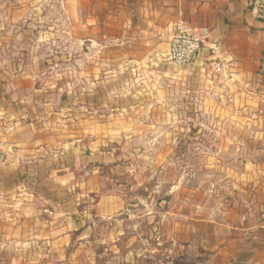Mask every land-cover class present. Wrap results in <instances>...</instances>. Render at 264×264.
<instances>
[{"label": "crops", "instance_id": "1", "mask_svg": "<svg viewBox=\"0 0 264 264\" xmlns=\"http://www.w3.org/2000/svg\"><path fill=\"white\" fill-rule=\"evenodd\" d=\"M13 10H54L52 26L71 27L63 40L86 49L76 58L88 64L80 90L90 98L76 101L88 109H78L83 119L72 115L77 124L67 129L48 106L32 116L29 108L43 105L17 98L18 87L0 93V264H78L92 245L82 241L122 212L120 195L101 192L100 167L112 178V166L119 167L104 148L149 134L142 152L158 153V112L174 104L178 87L190 106L187 139L201 134L208 145L196 148L207 157L196 189L184 197L191 213L174 255L193 264H264V0H30ZM182 22L210 30L188 67L168 60ZM35 80L29 76L37 93ZM113 91L122 95L111 98ZM193 111L210 124L208 138L194 126L200 118Z\"/></svg>", "mask_w": 264, "mask_h": 264}, {"label": "rangeland", "instance_id": "2", "mask_svg": "<svg viewBox=\"0 0 264 264\" xmlns=\"http://www.w3.org/2000/svg\"><path fill=\"white\" fill-rule=\"evenodd\" d=\"M29 1L0 0V93H7V85L11 86V91L18 87L17 98L43 105L30 107L32 116L43 114L48 106L49 114H60L69 129L67 125L71 128L77 124L73 118L84 115L78 109H88L75 104L77 100L90 98L87 91L80 90L87 83L88 64L83 59L78 62L76 58L79 51L86 49L63 40V36L71 33V27L65 23H60L59 28L53 27L52 21L57 18L54 10H17L18 14H15L14 6ZM65 53H70V57L61 58ZM29 76L36 79L34 87L39 92L31 89L33 81H28ZM3 85L7 88L2 89ZM112 93L111 98L122 95L121 91ZM176 97L171 107L165 105L158 112L161 117V122L156 125L158 153L142 152L151 146L152 135L149 134L142 139L124 140L119 145L109 143L103 147L111 151L119 167L112 166L113 178L108 167H100L104 178L101 192L115 191L120 195L122 212L107 222L98 223L95 233L82 241L92 245H87L81 252L78 264L194 263L188 259L190 253L185 261L176 258L174 252L184 244V216L191 213L190 206L185 207L184 197L196 189L197 180L204 171L202 162L207 157L196 148L207 146L208 139L201 134L187 139L189 124L186 118L191 114L190 106H186L181 87H178ZM100 98L105 99L104 94ZM92 109L100 114L105 111L103 108ZM193 114L197 115L194 111ZM198 115L200 119L194 126L208 138L206 134L212 128L207 122L201 123ZM24 116L29 119L27 112ZM65 116H70L72 122L67 123L69 118ZM167 116L174 120L169 122ZM84 143L82 146L88 149V139ZM85 206L82 204L80 208L83 210ZM192 241L195 242V238Z\"/></svg>", "mask_w": 264, "mask_h": 264}, {"label": "built area", "instance_id": "3", "mask_svg": "<svg viewBox=\"0 0 264 264\" xmlns=\"http://www.w3.org/2000/svg\"><path fill=\"white\" fill-rule=\"evenodd\" d=\"M209 36L207 27H190L183 22L178 24L170 41L168 60L178 67L192 66L204 52ZM210 51L215 53L216 47L211 46ZM212 69L217 74L222 71L218 62L212 64Z\"/></svg>", "mask_w": 264, "mask_h": 264}]
</instances>
